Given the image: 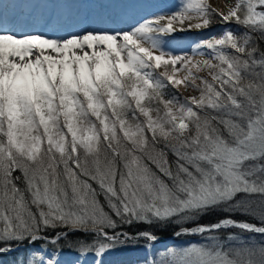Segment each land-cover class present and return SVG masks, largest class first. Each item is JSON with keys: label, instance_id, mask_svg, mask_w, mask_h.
I'll list each match as a JSON object with an SVG mask.
<instances>
[{"label": "snow or ice", "instance_id": "snow-or-ice-1", "mask_svg": "<svg viewBox=\"0 0 264 264\" xmlns=\"http://www.w3.org/2000/svg\"><path fill=\"white\" fill-rule=\"evenodd\" d=\"M214 20L223 31L191 54L171 48L174 33ZM120 23L109 16L68 31L49 20V34L0 22V264L25 241L53 249L12 264H67L56 245L74 231L93 238L76 241L71 264H87L86 254L105 264L109 252L156 241L153 225L212 211L228 215L176 235L238 228L264 237V0L227 11L182 0L171 14ZM136 224L149 227L126 230ZM212 239L169 249L168 261L112 264H264V240Z\"/></svg>", "mask_w": 264, "mask_h": 264}, {"label": "bare ground", "instance_id": "bare-ground-1", "mask_svg": "<svg viewBox=\"0 0 264 264\" xmlns=\"http://www.w3.org/2000/svg\"><path fill=\"white\" fill-rule=\"evenodd\" d=\"M149 0H0V22L7 24L14 31L20 32L36 30L38 32L53 33V27L48 24L53 20L64 30L75 31L77 27L95 25L102 19L111 16L112 19L121 21L119 27L135 24L143 18L155 15L171 14L181 5L152 8ZM212 5L227 11V8L235 3V0H210ZM135 5L129 9L114 7L100 8L99 5ZM89 6V7H85ZM196 20L191 23H196ZM188 21L184 27L187 29ZM115 26V25H113ZM177 27L179 25H176ZM195 33L199 29L192 28ZM186 31V30H185ZM185 31H178L184 34ZM200 59H204L201 57Z\"/></svg>", "mask_w": 264, "mask_h": 264}, {"label": "trees", "instance_id": "trees-1", "mask_svg": "<svg viewBox=\"0 0 264 264\" xmlns=\"http://www.w3.org/2000/svg\"><path fill=\"white\" fill-rule=\"evenodd\" d=\"M215 20H218V18H216ZM215 20H214V24H212L209 28L217 32L219 35L223 31V27L220 23L215 22ZM231 27H233L232 29L236 31L237 28L235 24L231 25ZM238 28L239 30L236 32H242V30H244L241 27H238ZM259 46L261 49H264V43H261ZM169 159L174 160V157H172L170 154ZM100 199L103 202L102 196L100 197ZM226 215H228V213L226 212L212 211L209 214L203 215L194 221H183V222H178V223L169 222L166 224L153 225L151 226L150 230L154 232L155 235L160 239H173L174 243L172 245H178V246H185L189 244H194V245L204 244V245L211 246L214 243L212 239L213 237H215L216 240L224 242L226 246L227 245L239 246V245H236L235 241L228 240L229 234L238 235L240 236L242 240L248 237H252L251 234L253 233H242L241 230L238 228L222 229L220 231L204 233V234L189 232V233H182L179 236L176 235V233L180 231L181 227L192 228L196 226V224H212V223H215L218 219ZM233 218L236 220H247L249 222L259 224V220L253 218L250 215L234 214ZM148 227L149 226L146 224H136V225H133L132 227L127 228L126 230L130 233H133V232L144 230L145 228H148ZM47 235L51 237L54 235V233L49 231ZM253 235H254L253 237L255 238V240L262 241V239L259 238L257 234H253ZM92 238L93 237L91 234L86 235L82 231L69 232L67 238L61 239L59 243L56 245V247L59 248L60 246H63V249L61 252L78 253V245L76 244V241L78 240L91 241ZM34 244L40 245V246L44 245L48 247L51 251L53 249V246L51 244H45L43 241H37ZM30 247L31 245H29L27 241H25L24 244L17 251H13V252L8 253L7 255H4L2 259L3 261H5L6 264L12 263V261H14L18 256H21L23 254L22 251L27 252L28 250L31 249ZM27 255L29 254H26V256Z\"/></svg>", "mask_w": 264, "mask_h": 264}, {"label": "rangeland", "instance_id": "rangeland-1", "mask_svg": "<svg viewBox=\"0 0 264 264\" xmlns=\"http://www.w3.org/2000/svg\"><path fill=\"white\" fill-rule=\"evenodd\" d=\"M150 4L149 6H151L152 8H160L163 7L164 5L166 6H177L180 5L182 3V0H149ZM214 7H216L215 5H213ZM216 19V18H215ZM214 24V22H213ZM236 26V25H235ZM233 28V27H232ZM236 31L239 30L238 26H236ZM209 29V27L207 28H202L199 29V31L197 33L194 32V30H186L184 32V34L181 33H174L172 36V38H174L171 43L170 46L171 48L177 53L179 54L181 51L183 52H188L189 54H191V48L194 45V43L198 42L199 40L203 39V38H207L208 36H210V34H213V32H209L207 34H203L200 35V33H202L204 30ZM244 30H242L243 32ZM198 35V37H196V35ZM214 34L218 35L217 32H215ZM201 57H203L204 59H207L208 57L205 56H196L195 59H200ZM203 75H207V73H203ZM182 95L184 96H190V95H199L198 92L193 91L192 89H187V90H183L181 89ZM200 234V233H198ZM251 236L253 237L254 235L251 234ZM259 238H261L262 240H264V237H261L259 235H257ZM174 243L173 239H160L158 238L156 241L154 242H147V241H139L137 246L135 247H129V248H123L120 249L118 251L115 252H109L107 254H105L104 256V261L105 264H112L113 261L116 260H126V259H132V260H136V261H143L145 258H153L156 260H165L168 261L171 258L169 256L163 255L164 253H166L169 249H175L177 251L189 247L191 245L194 244H189V245H185V246H178V245H172ZM199 245H204V244H199ZM44 248L45 251L51 252V250L44 246V245H35V244H31V249L28 250L27 252L22 251V255L20 257H26V254H30L32 250L34 249H41ZM77 256V253H70V252H61L60 253V259L62 261L67 262V264H71V261H73L75 259V257ZM87 257V264H92L93 261V256L91 254H86ZM83 259V257H82ZM4 264L5 261H3ZM8 264H12V263H8Z\"/></svg>", "mask_w": 264, "mask_h": 264}]
</instances>
